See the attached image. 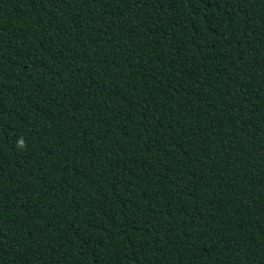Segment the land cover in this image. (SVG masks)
<instances>
[{
    "label": "trees",
    "instance_id": "obj_1",
    "mask_svg": "<svg viewBox=\"0 0 264 264\" xmlns=\"http://www.w3.org/2000/svg\"><path fill=\"white\" fill-rule=\"evenodd\" d=\"M0 264H264V0H0Z\"/></svg>",
    "mask_w": 264,
    "mask_h": 264
}]
</instances>
